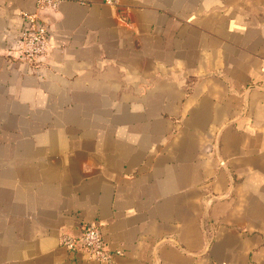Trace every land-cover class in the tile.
I'll use <instances>...</instances> for the list:
<instances>
[{"label": "crops", "instance_id": "crops-1", "mask_svg": "<svg viewBox=\"0 0 264 264\" xmlns=\"http://www.w3.org/2000/svg\"><path fill=\"white\" fill-rule=\"evenodd\" d=\"M221 263L264 264V0H0V264Z\"/></svg>", "mask_w": 264, "mask_h": 264}, {"label": "built area", "instance_id": "built-area-1", "mask_svg": "<svg viewBox=\"0 0 264 264\" xmlns=\"http://www.w3.org/2000/svg\"><path fill=\"white\" fill-rule=\"evenodd\" d=\"M60 0H36L37 7L45 9L56 7ZM116 3L118 0H107ZM21 35L16 47L9 50V54L39 66L49 51V29L36 12H23ZM60 245L69 251L79 254L86 259H97L112 263L115 254L120 250H112L102 236L97 223L91 222L82 226L80 234L63 233L60 236ZM229 264V263H221Z\"/></svg>", "mask_w": 264, "mask_h": 264}, {"label": "water", "instance_id": "water-1", "mask_svg": "<svg viewBox=\"0 0 264 264\" xmlns=\"http://www.w3.org/2000/svg\"><path fill=\"white\" fill-rule=\"evenodd\" d=\"M221 163L224 164V161L221 160Z\"/></svg>", "mask_w": 264, "mask_h": 264}]
</instances>
